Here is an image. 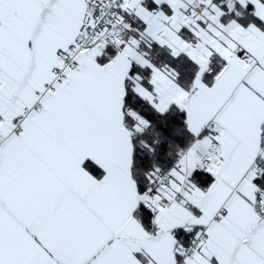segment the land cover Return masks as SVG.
<instances>
[{
    "label": "snow or ice",
    "instance_id": "obj_1",
    "mask_svg": "<svg viewBox=\"0 0 264 264\" xmlns=\"http://www.w3.org/2000/svg\"><path fill=\"white\" fill-rule=\"evenodd\" d=\"M0 264H264V0H0Z\"/></svg>",
    "mask_w": 264,
    "mask_h": 264
}]
</instances>
